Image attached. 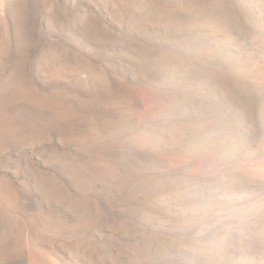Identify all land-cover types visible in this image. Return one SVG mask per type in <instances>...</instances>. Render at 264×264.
I'll return each mask as SVG.
<instances>
[{
  "label": "rangeland",
  "instance_id": "obj_1",
  "mask_svg": "<svg viewBox=\"0 0 264 264\" xmlns=\"http://www.w3.org/2000/svg\"><path fill=\"white\" fill-rule=\"evenodd\" d=\"M0 4V264H264V0Z\"/></svg>",
  "mask_w": 264,
  "mask_h": 264
},
{
  "label": "bare ground",
  "instance_id": "obj_2",
  "mask_svg": "<svg viewBox=\"0 0 264 264\" xmlns=\"http://www.w3.org/2000/svg\"><path fill=\"white\" fill-rule=\"evenodd\" d=\"M6 1V0H5ZM11 1V0H10ZM8 2V1H7ZM18 3V2H17ZM31 3H32V1H31ZM11 4V3H10ZM26 4V3H25ZM1 5V4H0ZM5 6V5H4ZM30 6V5H29ZM9 7V6H8ZM3 8V7H2ZM4 8H6V6L4 7ZM10 8V7H9ZM4 10V9H3ZM10 10H11V8H10ZM9 10V11H10ZM1 11V10H0ZM7 11H8V8H7ZM4 12H6V9L4 10ZM11 12V11H10ZM9 13V12H8ZM5 14V13H4ZM6 15V14H5ZM5 15L3 16V17H5ZM3 17H1L2 19H3ZM8 28V27H7Z\"/></svg>",
  "mask_w": 264,
  "mask_h": 264
}]
</instances>
